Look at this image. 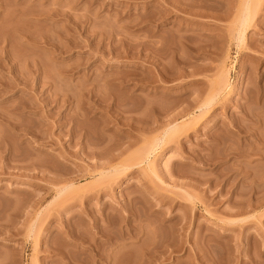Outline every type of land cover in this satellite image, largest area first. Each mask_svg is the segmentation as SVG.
<instances>
[{"label":"rangeland","instance_id":"374dc122","mask_svg":"<svg viewBox=\"0 0 264 264\" xmlns=\"http://www.w3.org/2000/svg\"><path fill=\"white\" fill-rule=\"evenodd\" d=\"M243 1L0 0V264H264V0L238 47Z\"/></svg>","mask_w":264,"mask_h":264},{"label":"bare ground","instance_id":"6f19581e","mask_svg":"<svg viewBox=\"0 0 264 264\" xmlns=\"http://www.w3.org/2000/svg\"><path fill=\"white\" fill-rule=\"evenodd\" d=\"M256 5H257V0H244L241 4L240 8H239V13H238L236 20L231 24V26L233 28H232V32H230L229 36H230V38L235 40L238 47H241L243 44H245V41L247 40V31H248V28L250 27V23H251L252 18H253V13L256 12V9H257ZM22 10H25V9H22ZM22 10H21V12H23ZM188 38L189 37H187L188 41L186 40L187 41L186 47H187L188 51H191L192 46L190 45L191 42L189 41ZM201 49L203 50L202 47H201ZM221 49H223V48H220V50ZM209 52H212V51L210 50ZM215 53L213 52L212 54H215ZM262 56H264V52H262ZM262 56L257 58L259 63H261V62L264 63V57H262ZM224 86H225V80L223 79V76L220 75V77L215 81V86H214L215 95H213L212 97H210L206 101H204L198 107V110L202 113L203 112L205 113V112H207V110H210L213 107L214 102L216 101V99L218 97V94L221 92V90L224 88ZM2 120H1V122H5L4 120L3 121ZM175 128H176V126L174 125V126H171L169 129L173 130ZM169 131H167L165 133V136H167ZM80 136H82V133L80 131L74 130V132L72 133V135L70 137L72 139H76V137L79 138ZM159 144H160L159 142H156L146 152L142 153L143 152L142 151V152L135 154L134 160H136V162H137L136 165L139 166V165L143 164L144 159L149 160L150 156L154 153V151L159 146ZM120 167L124 168L125 169L124 171L132 168V166H126V165H121ZM114 171L118 172V168H115ZM103 173L104 172H100L99 176L102 177ZM92 177L95 178L96 176H92ZM65 190H66V188L60 190L58 192V194L61 195ZM256 203H255V206L259 204V203L258 204H256ZM242 206L244 207V205H242V204H241V206H238V209H243ZM256 208H258V207H256Z\"/></svg>","mask_w":264,"mask_h":264}]
</instances>
